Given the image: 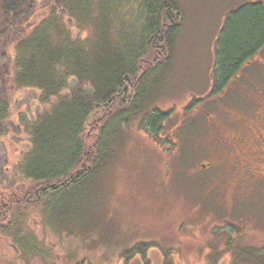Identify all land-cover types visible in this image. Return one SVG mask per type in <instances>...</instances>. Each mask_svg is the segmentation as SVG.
<instances>
[{
	"label": "trees",
	"instance_id": "trees-1",
	"mask_svg": "<svg viewBox=\"0 0 264 264\" xmlns=\"http://www.w3.org/2000/svg\"><path fill=\"white\" fill-rule=\"evenodd\" d=\"M183 20L176 0H0V139L9 134L15 93L37 89L50 106L32 123L20 119L30 151L17 164L19 177L0 182V249L15 254L0 255V264L37 258L21 244L37 213L46 219L59 190L105 171L122 128L148 115L141 127L160 140L170 113L148 107ZM263 44L262 3L231 13L216 47L214 91L222 92ZM58 125L65 129L56 141ZM67 130L74 145L55 160L53 148L70 141Z\"/></svg>",
	"mask_w": 264,
	"mask_h": 264
},
{
	"label": "rangeland",
	"instance_id": "rangeland-1",
	"mask_svg": "<svg viewBox=\"0 0 264 264\" xmlns=\"http://www.w3.org/2000/svg\"><path fill=\"white\" fill-rule=\"evenodd\" d=\"M176 2L184 15L182 28L172 63L158 74L160 79L153 88L156 96L148 107V113L155 109L170 113L159 138L172 144L185 136L189 141L191 133L202 130L211 122L207 113L214 115L219 107L246 106L240 96L244 94L241 86L209 98L216 47L231 12L248 4L264 5V0ZM14 95L11 121L7 123L9 134L0 139V182L5 184L19 177L17 164L30 151L23 120L32 123L50 108L41 103L42 93L37 89ZM147 117L140 116L121 129L115 159L105 171L80 188L59 190L49 203L46 219L37 213V225L26 230L21 242L37 257L31 264H264L262 195L232 190L227 185L229 179L223 176L210 181L197 169L189 168V156L183 169L184 156L179 149L176 159L169 155L173 146L165 150L166 144L155 143L141 127ZM185 117L191 119L184 121ZM58 128L56 141L65 129ZM64 135L70 141L53 148L55 160L74 145L68 130ZM205 223L206 228L200 227ZM211 226L216 227L211 235L218 243L212 249L206 246ZM230 226L232 232L227 235L223 230ZM31 231L35 238L26 236ZM233 235L238 241L235 248L221 251L219 247L223 249ZM0 255L15 254L0 249Z\"/></svg>",
	"mask_w": 264,
	"mask_h": 264
},
{
	"label": "flooded vegetation",
	"instance_id": "flooded-vegetation-1",
	"mask_svg": "<svg viewBox=\"0 0 264 264\" xmlns=\"http://www.w3.org/2000/svg\"><path fill=\"white\" fill-rule=\"evenodd\" d=\"M239 86L244 90L243 96L242 92L240 96L246 106L219 107L214 115L207 113L211 122L205 123L202 130H197V134L191 133L189 141L185 136L175 139L172 144L171 140L163 138L162 143L166 144L163 148L169 150L173 146L172 154L169 152V155H175L176 159H179L176 153V149H179V154L184 156L181 162L183 169L187 167L183 163L189 156L192 159L189 160V168L197 169L199 174L208 176L210 181L223 176L229 179L227 185L232 190L257 193L264 198V44L253 58L245 62L222 92L216 93L214 84L212 95L208 93V96H221ZM184 119L186 121L191 118ZM177 127L183 129L180 125ZM232 226L223 232L230 235ZM200 227L206 228L207 224ZM215 229V226H211L207 232L209 236L206 246H211V249L218 244L215 235H211ZM200 232L203 234L202 230ZM234 242H237V238L233 235L226 241L224 248L219 249L226 252V245L234 248Z\"/></svg>",
	"mask_w": 264,
	"mask_h": 264
}]
</instances>
